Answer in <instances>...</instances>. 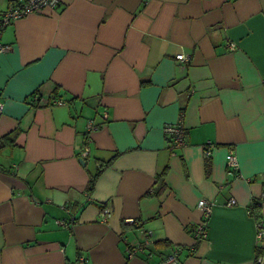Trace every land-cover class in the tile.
Here are the masks:
<instances>
[{"label":"crops","instance_id":"0c3cea01","mask_svg":"<svg viewBox=\"0 0 264 264\" xmlns=\"http://www.w3.org/2000/svg\"><path fill=\"white\" fill-rule=\"evenodd\" d=\"M0 42V264H264V0H59Z\"/></svg>","mask_w":264,"mask_h":264},{"label":"built area","instance_id":"2783aa9c","mask_svg":"<svg viewBox=\"0 0 264 264\" xmlns=\"http://www.w3.org/2000/svg\"><path fill=\"white\" fill-rule=\"evenodd\" d=\"M59 3V0H20V1H11L9 5L7 6L6 9L1 11L0 13V34L2 29L11 21L18 19L20 17L25 16L28 13L31 12H41L45 7H54ZM230 47L233 48V45L230 44ZM11 49V44L7 43H2L0 42V52L2 51H7ZM175 58L179 60L180 62H185L188 60V55L184 53H177L175 55ZM31 99L34 101H37V103H40V98L36 93L31 94ZM53 100L55 102L61 103L63 102L62 99L53 97ZM0 111H1V103H0ZM102 117L106 118L107 115L105 112L102 113ZM97 125L92 121L88 120L86 124V130L88 135H90V132H92L94 129H96ZM163 132L165 136L168 139V146L169 149L171 150L172 153H174V150L176 148L182 147L185 145V127L183 123V114L182 112L180 113L179 119L175 122L172 123H165L163 125ZM211 146L210 141H206L203 145V149L205 153H208L209 147ZM87 147L85 146L81 151L80 155L81 157L85 156L87 154ZM226 164L227 167L233 171L234 174L236 173V170L238 168V160L236 157V154L232 149H230L226 155ZM235 199L230 198L228 201V204H234ZM197 206L201 209L203 218L199 220L195 224V229H194V236L195 239H201L205 237L206 235V220L209 217L212 209V201L205 199V198H200L197 201ZM256 207L258 208V216L255 218V223L257 225V231H256V236L257 238H264V225H262V220H261V215H264V193H262L258 199H257V205ZM66 208V207H65ZM252 208V205H251ZM251 208L248 209V212L251 213ZM66 210L69 212V209L66 208ZM103 212L105 215H109L110 211L109 208L105 207L103 208ZM70 222H72L75 218V215L70 212ZM126 221L132 223L133 219L132 218H126ZM56 222L60 225H68L67 222H64L63 220L56 219ZM128 250V255H134L135 254V249H127ZM86 258L82 255L78 256V263L82 264L84 263Z\"/></svg>","mask_w":264,"mask_h":264},{"label":"trees","instance_id":"16d2710c","mask_svg":"<svg viewBox=\"0 0 264 264\" xmlns=\"http://www.w3.org/2000/svg\"><path fill=\"white\" fill-rule=\"evenodd\" d=\"M56 96V95H55ZM12 141V138H11V132H9V133H6L5 135H3V136H1L0 137V148L1 147H4L5 145H7V144H10V142ZM104 164H106V162L104 163ZM104 164H100L99 165V167L97 168V171H96V173L92 176V177H90V179H89V182H88V184H87V190H88V192H89V190L91 189V185H92V183H93V179L95 178V176H96V174L101 170V168L103 167V165ZM1 169V168H0ZM161 185V184H160ZM258 199V198H257ZM257 199H254L253 200V202H252V207H255V208H257L256 207V205H257ZM258 209V208H257ZM193 253V250L192 249H186V248H184V247H181L180 248V251L176 254V256H175V262L176 263H180L181 261H182V259L185 257V256H188V255H190V254H192Z\"/></svg>","mask_w":264,"mask_h":264},{"label":"water","instance_id":"95a60500","mask_svg":"<svg viewBox=\"0 0 264 264\" xmlns=\"http://www.w3.org/2000/svg\"><path fill=\"white\" fill-rule=\"evenodd\" d=\"M81 161H83V159H81Z\"/></svg>","mask_w":264,"mask_h":264}]
</instances>
